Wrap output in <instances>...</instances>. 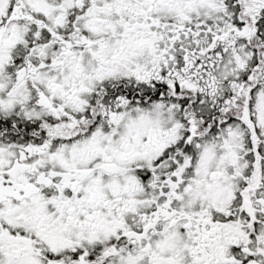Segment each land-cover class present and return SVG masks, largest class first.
I'll use <instances>...</instances> for the list:
<instances>
[{"label":"snow or ice","instance_id":"snow-or-ice-1","mask_svg":"<svg viewBox=\"0 0 264 264\" xmlns=\"http://www.w3.org/2000/svg\"><path fill=\"white\" fill-rule=\"evenodd\" d=\"M0 264H264V0H0Z\"/></svg>","mask_w":264,"mask_h":264}]
</instances>
